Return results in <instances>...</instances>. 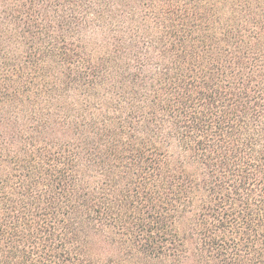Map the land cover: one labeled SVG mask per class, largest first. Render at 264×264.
Returning a JSON list of instances; mask_svg holds the SVG:
<instances>
[{"label":"trees","instance_id":"obj_1","mask_svg":"<svg viewBox=\"0 0 264 264\" xmlns=\"http://www.w3.org/2000/svg\"><path fill=\"white\" fill-rule=\"evenodd\" d=\"M0 264H264V0H0Z\"/></svg>","mask_w":264,"mask_h":264}]
</instances>
